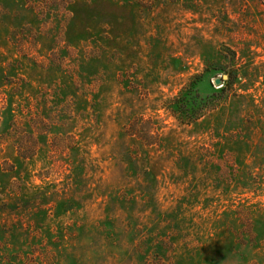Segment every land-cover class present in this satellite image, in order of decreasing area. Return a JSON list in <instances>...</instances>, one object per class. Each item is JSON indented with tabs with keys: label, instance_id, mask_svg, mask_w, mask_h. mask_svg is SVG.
Returning a JSON list of instances; mask_svg holds the SVG:
<instances>
[{
	"label": "rangeland",
	"instance_id": "374dc122",
	"mask_svg": "<svg viewBox=\"0 0 264 264\" xmlns=\"http://www.w3.org/2000/svg\"><path fill=\"white\" fill-rule=\"evenodd\" d=\"M0 264H264V0H0Z\"/></svg>",
	"mask_w": 264,
	"mask_h": 264
},
{
	"label": "trees",
	"instance_id": "16d2710c",
	"mask_svg": "<svg viewBox=\"0 0 264 264\" xmlns=\"http://www.w3.org/2000/svg\"><path fill=\"white\" fill-rule=\"evenodd\" d=\"M233 78L234 76L231 75L230 81L228 82L229 84L233 83ZM199 81L200 78L198 77L195 82H192L188 87H185L176 98L170 101L168 105V109L172 114L181 118L185 117L190 123L198 120V117H200L202 112L207 108L208 101H204L195 88ZM20 158L26 159L25 156Z\"/></svg>",
	"mask_w": 264,
	"mask_h": 264
},
{
	"label": "water",
	"instance_id": "95a60500",
	"mask_svg": "<svg viewBox=\"0 0 264 264\" xmlns=\"http://www.w3.org/2000/svg\"><path fill=\"white\" fill-rule=\"evenodd\" d=\"M214 84H215L216 86H220V84H221V80H220V79H216V80L214 81Z\"/></svg>",
	"mask_w": 264,
	"mask_h": 264
}]
</instances>
